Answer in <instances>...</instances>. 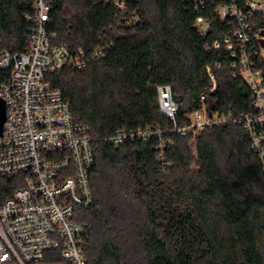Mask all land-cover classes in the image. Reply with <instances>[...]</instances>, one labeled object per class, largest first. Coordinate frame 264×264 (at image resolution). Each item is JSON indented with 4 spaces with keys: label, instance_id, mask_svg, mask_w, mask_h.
I'll return each mask as SVG.
<instances>
[{
    "label": "trees",
    "instance_id": "obj_1",
    "mask_svg": "<svg viewBox=\"0 0 264 264\" xmlns=\"http://www.w3.org/2000/svg\"><path fill=\"white\" fill-rule=\"evenodd\" d=\"M34 0H0V51L29 46ZM47 31L70 50L102 46L87 67L46 74L89 127L93 202L75 209L87 264H264V171L240 123L180 135L174 127L205 103L234 117L251 109L253 91L232 77L224 37L238 24L222 4L244 0H47ZM209 21L201 35L196 19ZM253 69L264 86L258 36L264 11L250 19ZM258 35V36H257ZM219 41V47L213 42ZM213 67L210 91L206 65ZM11 75L0 69V88ZM169 84L175 122L159 109ZM204 96V100L201 99ZM158 127L160 137L109 143L118 129ZM20 182L0 176V203Z\"/></svg>",
    "mask_w": 264,
    "mask_h": 264
},
{
    "label": "built area",
    "instance_id": "obj_2",
    "mask_svg": "<svg viewBox=\"0 0 264 264\" xmlns=\"http://www.w3.org/2000/svg\"><path fill=\"white\" fill-rule=\"evenodd\" d=\"M198 1V0H196ZM246 10L222 4L217 13L234 16L238 24L232 36L225 35V49L231 55L232 77H243L251 87V109L234 117L209 111L205 103L189 114V120L174 127L180 135H198L204 129L240 123L251 140V148L264 171V86L259 71L253 69L250 19L264 11V0H244ZM47 0H34L29 46L25 51H0V69H10V78L1 85L6 103V119L0 136V176L15 178L18 188L0 203V264H87L80 244L81 226L75 209L93 202L90 172L95 157L89 127L74 120L69 101L53 88L46 74L64 68H85L104 55L102 46L70 50L53 44L47 31ZM199 34L209 29V21L198 16ZM258 36V35H257ZM219 47V41L213 42ZM264 66V52L259 49ZM206 65L210 91L216 88L213 67ZM159 109L175 122L179 105L169 84L157 86ZM204 100V96H201ZM158 127L118 129L105 137L109 143L148 140L160 137Z\"/></svg>",
    "mask_w": 264,
    "mask_h": 264
},
{
    "label": "water",
    "instance_id": "obj_3",
    "mask_svg": "<svg viewBox=\"0 0 264 264\" xmlns=\"http://www.w3.org/2000/svg\"><path fill=\"white\" fill-rule=\"evenodd\" d=\"M5 119H6V103L4 98L0 96V136L2 135Z\"/></svg>",
    "mask_w": 264,
    "mask_h": 264
},
{
    "label": "crops",
    "instance_id": "obj_4",
    "mask_svg": "<svg viewBox=\"0 0 264 264\" xmlns=\"http://www.w3.org/2000/svg\"><path fill=\"white\" fill-rule=\"evenodd\" d=\"M258 43H259L261 49L264 50V29L262 32H260V35L258 36Z\"/></svg>",
    "mask_w": 264,
    "mask_h": 264
},
{
    "label": "rangeland",
    "instance_id": "obj_5",
    "mask_svg": "<svg viewBox=\"0 0 264 264\" xmlns=\"http://www.w3.org/2000/svg\"><path fill=\"white\" fill-rule=\"evenodd\" d=\"M263 30H261V32H262ZM264 51V50H263Z\"/></svg>",
    "mask_w": 264,
    "mask_h": 264
}]
</instances>
